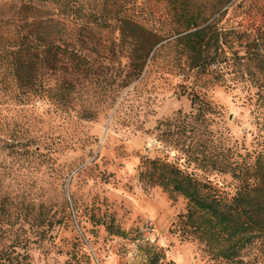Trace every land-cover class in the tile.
<instances>
[{"label": "trees", "instance_id": "trees-1", "mask_svg": "<svg viewBox=\"0 0 264 264\" xmlns=\"http://www.w3.org/2000/svg\"><path fill=\"white\" fill-rule=\"evenodd\" d=\"M149 1L0 0V264H21L27 257L24 203L16 201L7 180L9 169L42 141L23 129L28 122L10 130L9 112L34 111L39 101L76 110L105 82L101 101L112 107L125 88L161 62L169 76L187 80L194 72L240 88L253 105L256 129L251 149L225 130L212 129L222 112L192 89L187 92L192 110L177 111L156 129L163 138L197 139L198 145L186 150V162L204 172L230 174L232 190L161 158L144 160L140 180L187 199L178 222L214 258L256 262L248 250L264 247V35L225 19L234 0H162V20L150 18ZM93 110L81 105L76 111L90 118Z\"/></svg>", "mask_w": 264, "mask_h": 264}, {"label": "rangeland", "instance_id": "rangeland-1", "mask_svg": "<svg viewBox=\"0 0 264 264\" xmlns=\"http://www.w3.org/2000/svg\"><path fill=\"white\" fill-rule=\"evenodd\" d=\"M163 5L150 0V18L162 20ZM225 19L264 35V0H234ZM161 64L149 66L145 77L125 88L112 107L101 101L106 82L95 85L76 108L94 109L90 118L46 101L37 102L34 111L9 112L10 130L28 122L23 129L43 141L9 169L7 180L27 217V257L21 264H229L184 234L178 220L187 211V199L141 181L140 171L146 158L166 159L231 191L230 174L204 172L186 162V150L198 145L197 139L188 134L163 138L156 126L179 110L190 112L187 92L194 89L222 112L210 127L225 130L232 141L251 149L253 105L240 88L194 72L187 80L181 74L169 76L166 62ZM147 221L153 226L143 238ZM248 253L249 259L257 258L253 264H264V247H250Z\"/></svg>", "mask_w": 264, "mask_h": 264}, {"label": "built area", "instance_id": "built-area-1", "mask_svg": "<svg viewBox=\"0 0 264 264\" xmlns=\"http://www.w3.org/2000/svg\"><path fill=\"white\" fill-rule=\"evenodd\" d=\"M152 226H153V223L150 221H147V223L145 224V227L143 229V238H148V236L151 233Z\"/></svg>", "mask_w": 264, "mask_h": 264}]
</instances>
